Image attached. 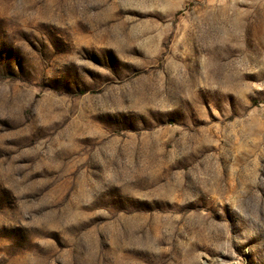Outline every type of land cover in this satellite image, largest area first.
<instances>
[{"label":"rangeland","instance_id":"374dc122","mask_svg":"<svg viewBox=\"0 0 264 264\" xmlns=\"http://www.w3.org/2000/svg\"><path fill=\"white\" fill-rule=\"evenodd\" d=\"M0 264H264V0H0Z\"/></svg>","mask_w":264,"mask_h":264}]
</instances>
